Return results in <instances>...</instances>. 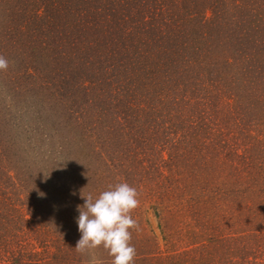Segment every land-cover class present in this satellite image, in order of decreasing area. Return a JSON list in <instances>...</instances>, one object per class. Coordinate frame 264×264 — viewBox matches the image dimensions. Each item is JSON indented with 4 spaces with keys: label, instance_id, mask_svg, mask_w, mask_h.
<instances>
[{
    "label": "rangeland",
    "instance_id": "1",
    "mask_svg": "<svg viewBox=\"0 0 264 264\" xmlns=\"http://www.w3.org/2000/svg\"><path fill=\"white\" fill-rule=\"evenodd\" d=\"M34 1L0 0V55L12 48L10 21L21 25ZM87 1L99 24L85 36L69 21L33 32L50 62L17 69L34 81L17 79L14 62L0 71V141L12 145L3 144L0 194L17 211L5 218L14 237L1 256L111 264L102 247L75 250L77 206L126 182L140 201L135 264H264V0ZM40 41L55 46L42 52ZM86 41H99L96 65ZM175 46L196 74L185 85L168 69L182 61L165 56ZM136 64L174 86L137 80Z\"/></svg>",
    "mask_w": 264,
    "mask_h": 264
},
{
    "label": "trees",
    "instance_id": "2",
    "mask_svg": "<svg viewBox=\"0 0 264 264\" xmlns=\"http://www.w3.org/2000/svg\"><path fill=\"white\" fill-rule=\"evenodd\" d=\"M35 5H37V0L34 1ZM151 4V1H150ZM149 4V5H150ZM38 5L39 8H36L34 10H30L26 13V18L24 19V21L21 23V25L15 26V22L17 23V17L12 21H10L11 25L9 26V28H6V35L7 37H9V39L14 40L10 43V45H12V48L9 49V54H7L5 57L8 61H9V66L11 64H15L16 67V78L17 79H22V78H32L31 81H34L33 78L31 77L30 71L28 70H19L17 68L23 67V66H29L31 65L35 59L37 58H43V61L45 60L46 63L50 62V60L48 59L47 55H43L42 57V53L40 52V49L35 47V44L32 43V41H29L30 38L33 37V32L37 29V31L40 30L41 27L43 28H48L51 26V24L54 22V24L52 25H56V23L58 22L60 25H64L65 23H67L69 21V24H67V27H70L72 24H82L83 26V30L79 31V32H84V34H82V36H85L86 33L88 31H90L91 29L94 28V25L96 26L97 24H99V22H97L96 20L97 17H99L97 12L98 8H92L89 4V2L87 0H38ZM149 13V11L147 12ZM95 14V15H94ZM146 14V13H145ZM59 17H58V16ZM94 15V16H92ZM162 15V13L159 14V17ZM63 19H62V18ZM16 20V21H15ZM63 20H65L66 22H64ZM40 21V24H39ZM153 21V18H152ZM37 22V23H36ZM34 23V24H32ZM158 26V25H156ZM15 27V28H14ZM160 27V25L158 26ZM162 27V26H161ZM42 31V29H41ZM22 35L23 33H25L26 37L28 39L27 41V46L29 49V53L28 54H23L18 47L17 41H19V35ZM50 34V32H49ZM69 36H71L70 42L72 41H76L77 39H75L74 37V33L73 30L71 28V33L70 31L67 33ZM12 36L14 37V39H12ZM16 36V38H15ZM31 40V39H30ZM64 39H60V41H63ZM60 47H64V45L62 44V42H60ZM40 48L42 47V52L44 50H46L47 48H52L55 45H52L50 43H44L43 41L39 42ZM177 46H175L173 49H171L170 51H166V57L169 55L170 57V65L171 63H176L178 61L177 58H181L182 61H180L178 64H172L170 67H168V69H170L172 67L173 72H175V78L176 81H178L179 85H183L184 82H186V80L189 79L190 77H195L196 74L193 71V69L191 68L190 63L191 60L187 59L186 57H183L182 53L180 52V50L177 51ZM97 49H99V41L97 43H92V42H88L86 41L85 43V49L84 51L87 52H91L92 55H89L88 53L86 54V59L91 63V64H98L99 63V51H96ZM39 52L41 54H39ZM165 53V52H164ZM171 53V55H170ZM38 54V56H37ZM175 56V57H174ZM222 57V55H220ZM37 57V58H36ZM175 58V59H174ZM215 61H220L218 58H216ZM223 62H226L225 60H222ZM227 63V62H226ZM194 64V63H193ZM23 65V66H21ZM163 65V64H162ZM166 66V65H163ZM137 67V73L135 74L137 76V80L138 79H142L143 81H151L150 83L154 82L155 85H158L157 88H163L164 90H167L169 88H172L174 85H172L170 83L169 84V79H165L164 75L155 73L153 71H155L153 68L147 69L146 66H142V65H138L136 64ZM35 69V67H34ZM38 73H40V70L38 71ZM35 76V75H34ZM41 79V78H40ZM36 80V79H35ZM45 80V78H44ZM49 83V82H48ZM20 84V82H19ZM32 84V82H31ZM30 84V85H31ZM185 85V84H184ZM148 86V85H147ZM12 87H14V91L17 95H20L21 92H25V91H19L18 90V86L15 87L12 85ZM156 88V90H157ZM155 92V98H157L156 100L159 99V95L157 92L158 91H154ZM151 95V94H150ZM149 95V96H150ZM142 99V97H140ZM145 101V99H144ZM161 101V100H160ZM3 122L0 121V126L2 125ZM0 134H1V130H0ZM4 136V132L2 134ZM6 139L9 138L8 135L5 136ZM7 142V143H6ZM5 143L6 148L8 149V147L10 146V140H6L4 142L0 141V157L5 158V151L3 149V144ZM12 144H16V147H18L17 142H12ZM19 144V142H18ZM12 147V145L10 146V148ZM2 149V150H1ZM10 170L8 172H6V179H11V175H10ZM13 182V181H11ZM5 192V191H3ZM5 193H1L0 194V264H42L39 263L37 260L33 261L31 259H29L28 261L24 262L22 261L20 256H16L15 253H8L10 254L9 257H2V252H5L4 245L7 243V241L12 240V237H14L13 235H10V228H3V224L6 222V217L8 216H14L16 214L17 211L13 210V209H7L8 206H10V202H7L4 198ZM30 196V195H29ZM10 204V205H8ZM10 213V214H9ZM12 213V214H11ZM10 216V217H11Z\"/></svg>",
    "mask_w": 264,
    "mask_h": 264
},
{
    "label": "clouds",
    "instance_id": "3",
    "mask_svg": "<svg viewBox=\"0 0 264 264\" xmlns=\"http://www.w3.org/2000/svg\"><path fill=\"white\" fill-rule=\"evenodd\" d=\"M8 66V60L0 55V71H6ZM138 195L137 189L126 182L109 185L95 196L81 195L84 204L77 206L80 239L75 250L81 255H92L102 247L112 258L111 264H135L136 248L131 243V230H140L132 216L140 206ZM93 264L103 262L94 259Z\"/></svg>",
    "mask_w": 264,
    "mask_h": 264
}]
</instances>
